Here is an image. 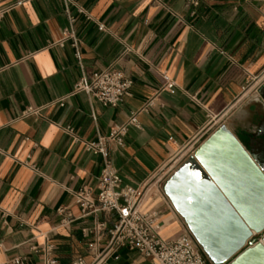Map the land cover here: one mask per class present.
Instances as JSON below:
<instances>
[{
    "label": "crops",
    "instance_id": "obj_1",
    "mask_svg": "<svg viewBox=\"0 0 264 264\" xmlns=\"http://www.w3.org/2000/svg\"><path fill=\"white\" fill-rule=\"evenodd\" d=\"M110 66L133 80L118 106L73 92ZM263 101L264 0H0V264H43L47 243L61 264L103 253L117 215L76 203L83 187L97 195L104 164L84 142L135 113L139 127L110 149L134 187L169 175L222 124L263 163ZM144 207L159 210L165 238L187 228L162 191ZM102 264L155 263L121 247Z\"/></svg>",
    "mask_w": 264,
    "mask_h": 264
},
{
    "label": "water",
    "instance_id": "obj_2",
    "mask_svg": "<svg viewBox=\"0 0 264 264\" xmlns=\"http://www.w3.org/2000/svg\"><path fill=\"white\" fill-rule=\"evenodd\" d=\"M263 164L222 124L164 183L213 264H264Z\"/></svg>",
    "mask_w": 264,
    "mask_h": 264
},
{
    "label": "built area",
    "instance_id": "obj_3",
    "mask_svg": "<svg viewBox=\"0 0 264 264\" xmlns=\"http://www.w3.org/2000/svg\"><path fill=\"white\" fill-rule=\"evenodd\" d=\"M194 5L200 1L192 0ZM57 44L62 46L67 38ZM133 80L122 70L113 66L107 67L91 76H82L76 83L73 92H86L104 105L116 107L130 95ZM175 82L166 77L163 89L174 92ZM148 104H153V99ZM61 105L62 101H61ZM34 112L28 108L24 113ZM130 126L139 127L137 115H130L123 125L114 127L109 135L99 137L96 141L84 142L87 152L99 154L103 157L104 164L100 173L98 192L94 197L89 187H83L75 193L76 203L81 206L82 212L87 213L94 207L105 212H115L116 223L107 230L109 241L103 253L98 254L92 263H87L82 256L73 259L72 264H102L104 257L121 247H127L138 252L155 264H213L204 255L193 234L188 228L172 238L162 235L164 222L160 219L158 209H145L144 205L149 196L163 189L161 180L145 181L141 186L134 187L124 184L118 169L114 166L110 149L111 145L122 146ZM72 133V127L65 128ZM194 151H192L193 154ZM60 212H63L61 210ZM55 245L47 243L42 247L44 254L43 264H61L54 253ZM14 264H24V259L15 258Z\"/></svg>",
    "mask_w": 264,
    "mask_h": 264
},
{
    "label": "rangeland",
    "instance_id": "obj_4",
    "mask_svg": "<svg viewBox=\"0 0 264 264\" xmlns=\"http://www.w3.org/2000/svg\"><path fill=\"white\" fill-rule=\"evenodd\" d=\"M252 93L254 94V91L253 92H251V94L249 95L250 96V98H252ZM262 100V99H261ZM263 104H264V101H263ZM178 167H179V165H178ZM176 170V168L175 169H173V171L172 172H170L169 173V175H167L166 177H164V178H162V180H161V184H162V186L164 185V183L166 182V180L173 174V172ZM162 192L164 193V191H163V189H162ZM165 194V193H164ZM169 199V198H168Z\"/></svg>",
    "mask_w": 264,
    "mask_h": 264
},
{
    "label": "bare ground",
    "instance_id": "obj_5",
    "mask_svg": "<svg viewBox=\"0 0 264 264\" xmlns=\"http://www.w3.org/2000/svg\"><path fill=\"white\" fill-rule=\"evenodd\" d=\"M263 168H264V164H263ZM170 193H172V191H169Z\"/></svg>",
    "mask_w": 264,
    "mask_h": 264
}]
</instances>
